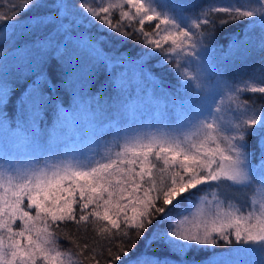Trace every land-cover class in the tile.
<instances>
[{
	"label": "snow or ice",
	"instance_id": "obj_1",
	"mask_svg": "<svg viewBox=\"0 0 264 264\" xmlns=\"http://www.w3.org/2000/svg\"><path fill=\"white\" fill-rule=\"evenodd\" d=\"M7 4L0 12V47L11 44L20 58L0 60L5 133L24 132L31 112L35 137L36 117L57 110L59 93L69 87L78 86V100L95 88L97 108L134 83L162 88L156 68L167 67L185 92L192 90L196 111L189 112L184 131L139 132L99 159L0 166V264H193L190 253L220 241L264 254V103H256L264 100V57L245 71L246 79H226V69L200 55L217 30L244 26L249 34L233 33L229 40V54H242L254 45L257 24L262 34L255 46L264 52V0ZM129 43L134 52L127 51ZM115 67L141 80L127 72L109 76ZM248 93L251 102L242 99ZM225 187L252 193L246 211L224 195ZM201 192L206 195L195 213L175 211ZM70 226L91 228L94 242L66 231ZM61 237L71 247L63 249Z\"/></svg>",
	"mask_w": 264,
	"mask_h": 264
},
{
	"label": "rangeland",
	"instance_id": "obj_2",
	"mask_svg": "<svg viewBox=\"0 0 264 264\" xmlns=\"http://www.w3.org/2000/svg\"><path fill=\"white\" fill-rule=\"evenodd\" d=\"M256 27L258 31L251 33L254 45L249 47L248 50L242 54L235 50H232L231 54H229L230 50L222 53L218 50L217 46L214 45L212 40H210L207 41L200 55L204 57L207 64L212 67L220 71L226 69L228 73L225 77L226 79H230L233 76L246 79L247 77L244 76L245 71L250 70L252 67H258L262 58L259 54L260 48L255 46L262 34L260 30L261 26L257 24ZM91 32L92 34L96 33L94 29L91 30ZM117 47L119 46L117 45ZM190 67L195 71V63ZM114 69L117 71L116 75L121 72H127L129 79H134L135 81L141 80L139 73L134 74L131 69L115 67L110 68L109 71L112 73ZM156 84L159 85L157 81ZM114 94L115 95L111 99V103L114 104V107L112 106L111 109L115 108L116 105L118 108L116 111L110 110V112L104 107L109 104L110 100L106 103L102 101L105 103L104 106L95 108L92 112L89 111V108L82 98L78 100L76 97L74 105L77 109L73 113L67 114V126L72 127L79 121V126H77L73 134L75 139L77 136H82L83 139H81L79 143H75L74 141L67 142L60 147L58 153L47 156L48 153H53L52 148H50L49 152L45 154L40 161L34 160L33 157L29 155L12 158L11 156L17 153V148L10 150L12 153L4 152L7 156L0 152V166H16L17 164L34 165L37 162L43 163L45 161L54 163L65 159L74 161L86 160L89 158L99 159L109 148L115 149L118 142L123 143L126 137L135 135L139 132L147 133L160 130L172 132L184 131L186 130L187 120L190 118L189 112L196 111L192 107V102L194 100L192 90L185 92L183 87L181 88L182 96L176 97L169 94L163 87L160 88L157 86L154 89L153 85L145 80L140 82L139 87L134 83L127 92L120 93L119 89H117ZM85 112V116L81 117V114ZM91 120L94 121L96 126L90 127L88 122L93 124ZM209 191L214 192L215 190L210 189ZM221 191L225 196L231 199L234 204L238 203L245 211L248 209V204L252 196L251 192H241L232 187H225L221 189ZM204 195H206V193L203 194V196ZM208 199H212V196H208ZM199 200L194 203L193 206L189 207L192 208L193 213H195L200 206ZM234 246L235 247L232 249H235V254H251L253 261H256L257 264H264V254L260 253L258 249L247 244H237L235 241ZM225 255L226 254L219 255L213 258L212 261L218 262V264H244L243 259H238L239 257H227Z\"/></svg>",
	"mask_w": 264,
	"mask_h": 264
},
{
	"label": "trees",
	"instance_id": "obj_3",
	"mask_svg": "<svg viewBox=\"0 0 264 264\" xmlns=\"http://www.w3.org/2000/svg\"><path fill=\"white\" fill-rule=\"evenodd\" d=\"M15 4H21L22 0H12ZM0 3L6 4L5 7H0V12H7L8 8L11 7L10 4H7V0H0ZM95 6V5H93ZM25 23H29V21L25 20ZM246 23V22H242ZM85 29H91L96 31V29L92 25H85ZM258 31V28L256 27V30ZM233 33H235L236 36L243 37L246 34H249V28L248 27H235L234 29H224V30H217L216 36L217 38L212 40L214 45L217 46L218 50L222 53H225L229 50V40L233 37ZM93 35H97V33H94ZM103 39V36L100 37ZM19 39V37H17ZM15 41H13L14 43ZM0 44H2V41H0ZM126 49L128 52H134L135 48L131 43H129L126 46ZM259 54L261 57H264V52L259 50ZM13 57H15L17 60H19V53L14 51L11 48V44H9L7 47H0V60H11ZM148 67H151V63L148 65ZM147 71V69H145ZM153 72L161 77L163 79V88L168 91L169 94L173 96H182L181 95V88L176 78L168 72V68L165 67L164 69H153ZM102 73V68H101ZM117 71L114 69L112 73L109 71V76H116ZM15 80L14 76H10L8 78L9 85H12ZM159 83V81H157ZM78 87V86H77ZM96 87H99V84L96 85ZM19 88L17 89V91ZM78 91V89H77ZM77 91H74L73 88L69 87L65 90H62L58 97H57V110H47L46 114L45 112L39 113V115L36 117V123H35V130L37 131V135L35 137L32 136V120L33 116L32 113L29 112L27 115V125L26 130L19 135L12 136L7 133H5L3 130H0V152L4 154L6 153H12L10 150L17 148V153L15 155H12V158H18L19 156H32L34 160L40 161L43 159V156L47 154L52 148L53 153H48L47 156L52 155L54 153H58L60 151V147L65 145L67 142L74 141L75 143H79V141L82 138V136H77L76 139L73 137V134L79 126V121H77L72 127L67 126V114L73 113L77 108L74 105L75 99H76V93ZM95 93V88L91 90V92L88 91V89L84 90V94L82 99L84 100V103H86V106L89 108V111L93 112V109L97 108V105L94 100H91L92 94ZM112 97L115 95L114 92L111 94ZM252 94H244L242 96V99H248L251 102ZM91 100V103L89 101ZM109 99L105 97L104 102L106 103ZM61 101L63 103L61 104ZM102 102V105L105 103ZM257 106L264 103V100H261L257 98ZM112 106L114 107V104L111 103V100L109 101V104L107 106H104L108 112L110 110L116 111L118 106L116 105L115 108L111 109ZM87 111V109H86ZM9 114L14 115L11 111V106L9 108ZM86 112L81 114V117L85 116ZM78 116V115H77ZM93 124H88L90 127L96 126L94 121L91 120ZM17 122H19V118L17 117ZM82 124V123H80ZM7 156V155H5ZM9 157V156H8ZM205 192H201L197 195H193L190 199V201L186 202L183 206H177L176 212H184L187 208L191 207L196 203L201 196H203ZM71 231L73 234L78 235L79 237L86 239L89 243L94 242L95 235L91 228L88 229L87 232L80 231L77 232V229L75 226H70L69 229H66V231ZM234 241V239H233ZM61 247L63 249H67L71 247V244L69 241L63 239V237L60 238ZM234 246V242L232 244H226L223 241H220L216 246H209L205 248H197L194 252L190 253L188 256V260L193 262V264H214L213 258L224 255L230 256V257H239L238 259H243L244 264H257L256 261H253V258L251 254L249 255H241L240 253L235 254V249H232ZM236 255V256H234ZM248 258V259H247ZM259 263V262H258ZM260 264V263H259Z\"/></svg>",
	"mask_w": 264,
	"mask_h": 264
}]
</instances>
